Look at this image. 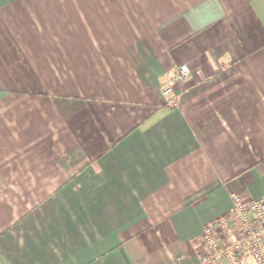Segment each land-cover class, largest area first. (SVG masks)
Listing matches in <instances>:
<instances>
[{"label":"crops","instance_id":"crops-1","mask_svg":"<svg viewBox=\"0 0 264 264\" xmlns=\"http://www.w3.org/2000/svg\"><path fill=\"white\" fill-rule=\"evenodd\" d=\"M234 192L264 194V0H0V264H201Z\"/></svg>","mask_w":264,"mask_h":264},{"label":"built area","instance_id":"built-area-1","mask_svg":"<svg viewBox=\"0 0 264 264\" xmlns=\"http://www.w3.org/2000/svg\"><path fill=\"white\" fill-rule=\"evenodd\" d=\"M189 75L188 66L179 67L180 79ZM199 240L201 264H264V194L234 192L231 208L207 223Z\"/></svg>","mask_w":264,"mask_h":264}]
</instances>
